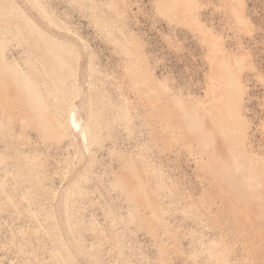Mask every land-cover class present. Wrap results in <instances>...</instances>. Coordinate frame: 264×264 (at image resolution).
Segmentation results:
<instances>
[{
    "label": "rangeland",
    "instance_id": "obj_1",
    "mask_svg": "<svg viewBox=\"0 0 264 264\" xmlns=\"http://www.w3.org/2000/svg\"><path fill=\"white\" fill-rule=\"evenodd\" d=\"M0 264H264V0H0Z\"/></svg>",
    "mask_w": 264,
    "mask_h": 264
},
{
    "label": "bare ground",
    "instance_id": "obj_2",
    "mask_svg": "<svg viewBox=\"0 0 264 264\" xmlns=\"http://www.w3.org/2000/svg\"><path fill=\"white\" fill-rule=\"evenodd\" d=\"M73 112H74V110H73ZM71 121H72V123L75 125V128L77 127V126H79V124L77 123V120L75 119V115L71 112Z\"/></svg>",
    "mask_w": 264,
    "mask_h": 264
}]
</instances>
